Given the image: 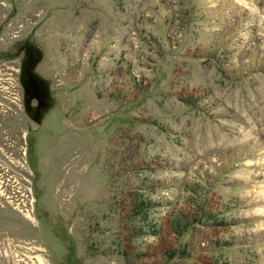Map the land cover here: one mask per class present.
I'll return each instance as SVG.
<instances>
[{"label": "rangeland", "instance_id": "1", "mask_svg": "<svg viewBox=\"0 0 264 264\" xmlns=\"http://www.w3.org/2000/svg\"><path fill=\"white\" fill-rule=\"evenodd\" d=\"M0 264H264V0H0Z\"/></svg>", "mask_w": 264, "mask_h": 264}, {"label": "water", "instance_id": "2", "mask_svg": "<svg viewBox=\"0 0 264 264\" xmlns=\"http://www.w3.org/2000/svg\"><path fill=\"white\" fill-rule=\"evenodd\" d=\"M20 51L23 52L20 83L24 90L25 112L32 121L40 125L57 103L51 92V81L37 70L45 52L40 45L30 40L23 42Z\"/></svg>", "mask_w": 264, "mask_h": 264}, {"label": "trees", "instance_id": "3", "mask_svg": "<svg viewBox=\"0 0 264 264\" xmlns=\"http://www.w3.org/2000/svg\"><path fill=\"white\" fill-rule=\"evenodd\" d=\"M158 202H154L150 199L144 198V196H141L137 201L134 208V214L135 215H143V217H149V211L152 208L158 207ZM207 222H210V225L213 226H220L225 225L228 226L231 224L230 221H226L225 218H219L218 214H214L213 212L208 211L206 208H201L199 211L195 212V216H191L190 214H187L183 217H178L173 222V229L175 233L179 236H182L186 232L189 231V229L192 228L194 224H204ZM149 228L147 232L144 230V228H141V231L144 234H153L157 235L159 233V229L157 228V225L154 221L149 222ZM221 245V244H220ZM231 246L232 243L230 242H224L222 243V246ZM167 254L170 258H174L178 254L181 255V257H187L188 252L186 249L180 250L177 252L176 250L168 251ZM184 255V256H183Z\"/></svg>", "mask_w": 264, "mask_h": 264}, {"label": "flooded vegetation", "instance_id": "4", "mask_svg": "<svg viewBox=\"0 0 264 264\" xmlns=\"http://www.w3.org/2000/svg\"><path fill=\"white\" fill-rule=\"evenodd\" d=\"M47 115V114H46Z\"/></svg>", "mask_w": 264, "mask_h": 264}]
</instances>
